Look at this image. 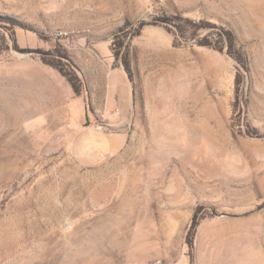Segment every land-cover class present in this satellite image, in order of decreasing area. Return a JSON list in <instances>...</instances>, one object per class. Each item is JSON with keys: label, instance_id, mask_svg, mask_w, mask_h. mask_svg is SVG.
<instances>
[{"label": "rangeland", "instance_id": "obj_1", "mask_svg": "<svg viewBox=\"0 0 264 264\" xmlns=\"http://www.w3.org/2000/svg\"><path fill=\"white\" fill-rule=\"evenodd\" d=\"M0 48V264H264V0H0Z\"/></svg>", "mask_w": 264, "mask_h": 264}, {"label": "trees", "instance_id": "obj_2", "mask_svg": "<svg viewBox=\"0 0 264 264\" xmlns=\"http://www.w3.org/2000/svg\"><path fill=\"white\" fill-rule=\"evenodd\" d=\"M7 21H11L12 19L7 18ZM172 19L170 17H161L159 18V22H152V23H171ZM191 24H193V27H195V29H210V28H217V37L216 38H210L207 35H205L202 39L199 40L198 44L199 45H204V46H209V47H213L215 49L218 50H223L225 47L227 48V52L232 55L236 61L245 69H248V65H249V61L247 58V55L244 51L237 49L236 45V37L235 34L232 30L222 27V26H217L215 23L212 22H199V23H195L192 20H189ZM15 25L17 24V22H13ZM147 24V22H140L139 25L136 27V31L133 35H138L141 31V29ZM181 30L185 29V24H180L178 26ZM12 37H13V41H16V35H15V31L12 32ZM1 49V48H0ZM63 57L67 58V60L70 62V69H65L63 68L59 61L56 60H50L48 58H43V60L52 65L53 67H55L56 69H58L60 71V73L66 77V79L68 80V82L70 83L73 91L76 94H80L82 92L83 89V82L82 79L80 77V75L78 74V72L76 71V65L74 64V62L72 61V58L70 57V55L67 52H64V54L62 55ZM115 56L118 60L121 61V63L123 64V67L129 77L130 80H133V68H132V64H131V58H130V52L128 50V47L125 48V50L123 52H117L115 53ZM75 67V68H74ZM237 89H239V85H240V81L237 80ZM199 224V220L197 219H193V222L191 224V227L189 229L188 232V236H187V243L188 246L193 249L194 248V238H195V234H196V228Z\"/></svg>", "mask_w": 264, "mask_h": 264}, {"label": "bare ground", "instance_id": "obj_3", "mask_svg": "<svg viewBox=\"0 0 264 264\" xmlns=\"http://www.w3.org/2000/svg\"><path fill=\"white\" fill-rule=\"evenodd\" d=\"M8 102V100H6V97H5V95L4 94H0V109H6L7 107H9L6 103ZM9 113L11 112V111H8ZM8 113V114H9ZM7 115V114H6ZM5 116V115H4ZM206 127V126H205ZM207 128V127H206ZM200 129V128H199ZM200 130H203V129H200ZM206 132V131H205ZM263 255V257H264V254H262ZM261 255V256H262ZM259 256V255H258ZM260 257V256H259Z\"/></svg>", "mask_w": 264, "mask_h": 264}, {"label": "crops", "instance_id": "obj_4", "mask_svg": "<svg viewBox=\"0 0 264 264\" xmlns=\"http://www.w3.org/2000/svg\"><path fill=\"white\" fill-rule=\"evenodd\" d=\"M4 95H5V97H6V100L9 101L10 97H9L8 95H6V94H4Z\"/></svg>", "mask_w": 264, "mask_h": 264}]
</instances>
